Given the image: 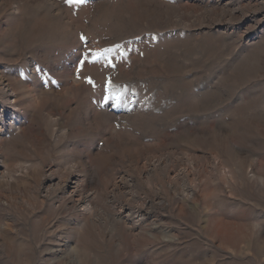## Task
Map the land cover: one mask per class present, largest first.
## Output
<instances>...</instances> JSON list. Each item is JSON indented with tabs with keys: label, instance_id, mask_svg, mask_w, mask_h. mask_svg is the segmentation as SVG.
<instances>
[{
	"label": "rangeland",
	"instance_id": "374dc122",
	"mask_svg": "<svg viewBox=\"0 0 264 264\" xmlns=\"http://www.w3.org/2000/svg\"><path fill=\"white\" fill-rule=\"evenodd\" d=\"M0 264H264V0H0Z\"/></svg>",
	"mask_w": 264,
	"mask_h": 264
},
{
	"label": "snow or ice",
	"instance_id": "6c2138e0",
	"mask_svg": "<svg viewBox=\"0 0 264 264\" xmlns=\"http://www.w3.org/2000/svg\"><path fill=\"white\" fill-rule=\"evenodd\" d=\"M69 3L72 2V0H68ZM76 2H83V0H76Z\"/></svg>",
	"mask_w": 264,
	"mask_h": 264
}]
</instances>
